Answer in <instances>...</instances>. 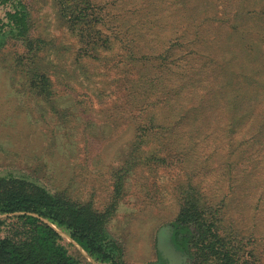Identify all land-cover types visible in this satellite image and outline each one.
<instances>
[{"label":"rangeland","instance_id":"obj_1","mask_svg":"<svg viewBox=\"0 0 264 264\" xmlns=\"http://www.w3.org/2000/svg\"><path fill=\"white\" fill-rule=\"evenodd\" d=\"M0 177L107 213L125 264H191L170 224L192 192L264 264V0H0Z\"/></svg>","mask_w":264,"mask_h":264},{"label":"trees","instance_id":"obj_2","mask_svg":"<svg viewBox=\"0 0 264 264\" xmlns=\"http://www.w3.org/2000/svg\"><path fill=\"white\" fill-rule=\"evenodd\" d=\"M22 12L19 8L7 15L10 31L14 25L25 24ZM86 17L89 14L79 13L75 19ZM31 86H35L33 80ZM187 93L195 99L196 93ZM243 101L233 97V119L252 111L247 108L240 112ZM152 121L150 117L140 128L142 135L153 131ZM177 128L171 122L167 131ZM201 129L206 131L202 125ZM0 216H5L0 219V229L8 225L11 233L0 238V264H87L69 254L57 230L67 234L95 263L125 264L116 242L107 236V213L74 203L61 194H50L24 178L0 177ZM170 243L176 252L187 254L191 264H241L240 242L220 235L215 215L208 214L192 192H185L180 212L170 224Z\"/></svg>","mask_w":264,"mask_h":264},{"label":"water","instance_id":"obj_3","mask_svg":"<svg viewBox=\"0 0 264 264\" xmlns=\"http://www.w3.org/2000/svg\"><path fill=\"white\" fill-rule=\"evenodd\" d=\"M170 246L172 247V249H173V252H175L176 254H178L179 256H180V253H178V252H176L175 250H174V248H173V246L170 244ZM164 253H167V251L166 250H163V249H161ZM181 257V256H180Z\"/></svg>","mask_w":264,"mask_h":264},{"label":"bare ground","instance_id":"obj_4","mask_svg":"<svg viewBox=\"0 0 264 264\" xmlns=\"http://www.w3.org/2000/svg\"><path fill=\"white\" fill-rule=\"evenodd\" d=\"M69 240V239H68ZM80 248V247H79ZM80 250H81V252H82V254H84L88 259H89V257L87 256V254L80 248ZM90 260V259H89Z\"/></svg>","mask_w":264,"mask_h":264}]
</instances>
